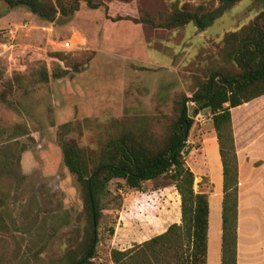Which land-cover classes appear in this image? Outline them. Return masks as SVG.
<instances>
[{"label": "rangeland", "instance_id": "1", "mask_svg": "<svg viewBox=\"0 0 264 264\" xmlns=\"http://www.w3.org/2000/svg\"><path fill=\"white\" fill-rule=\"evenodd\" d=\"M90 1L101 5L90 8L84 0L64 17L55 0H41L47 19L0 0V264H66L88 220L81 186L63 164V140L96 149L121 120L169 118L178 96L189 98L211 70L231 68L222 37L264 10V0L226 2L212 17L225 2ZM182 7L208 14L209 25L166 29L111 20L157 22ZM186 106L191 115L196 104ZM233 111L248 141L259 136L253 150L264 158V95ZM213 131L208 109L193 118L184 153L190 168L200 170V144ZM203 178L195 179V189H207ZM178 218V194L165 178L143 181L138 189L114 178L90 260L114 264L111 249L140 243Z\"/></svg>", "mask_w": 264, "mask_h": 264}, {"label": "trees", "instance_id": "2", "mask_svg": "<svg viewBox=\"0 0 264 264\" xmlns=\"http://www.w3.org/2000/svg\"><path fill=\"white\" fill-rule=\"evenodd\" d=\"M1 1L9 8L24 6L42 18L49 17L41 0ZM55 1L61 15L69 17L84 0ZM222 1L233 4L237 0ZM85 2L90 8L101 5ZM123 18L166 29L189 22L204 29L210 23L208 14L187 7L174 9L157 22L129 17L111 20ZM221 44L231 68L211 70L189 98L178 96L174 114L169 118L160 114L135 117L130 123L121 120L120 128L96 149L81 147L71 139L63 140V164L81 186L88 220L80 244L66 255V264H93L90 259L97 242L96 229L112 179H122L128 187L138 189L143 181L159 177L173 185L179 195L180 221L127 249H111L112 262L206 264L210 183L207 189L194 190V174L184 159L193 118L204 109L210 112L222 166L221 264H236L237 159L233 125L238 127L239 118L233 110L264 95V10L247 25L227 32ZM46 76L44 73L43 77ZM188 101L196 104L191 115Z\"/></svg>", "mask_w": 264, "mask_h": 264}, {"label": "crops", "instance_id": "3", "mask_svg": "<svg viewBox=\"0 0 264 264\" xmlns=\"http://www.w3.org/2000/svg\"><path fill=\"white\" fill-rule=\"evenodd\" d=\"M242 131L233 125L237 159L236 264H264V158L253 150L259 136L250 142ZM200 147L202 156L195 166L200 170L187 166L194 174V190L197 177H205L210 183L206 264H221L222 166L214 131Z\"/></svg>", "mask_w": 264, "mask_h": 264}, {"label": "water", "instance_id": "4", "mask_svg": "<svg viewBox=\"0 0 264 264\" xmlns=\"http://www.w3.org/2000/svg\"><path fill=\"white\" fill-rule=\"evenodd\" d=\"M227 3H223L222 5H220V7L216 8L212 14H211V17L214 16L219 10H221ZM92 219H93V222H94V212H92Z\"/></svg>", "mask_w": 264, "mask_h": 264}, {"label": "built area", "instance_id": "5", "mask_svg": "<svg viewBox=\"0 0 264 264\" xmlns=\"http://www.w3.org/2000/svg\"><path fill=\"white\" fill-rule=\"evenodd\" d=\"M66 45H68V43L66 42Z\"/></svg>", "mask_w": 264, "mask_h": 264}]
</instances>
